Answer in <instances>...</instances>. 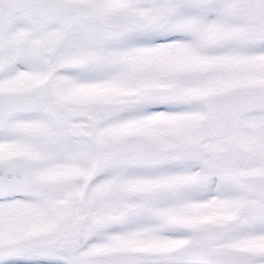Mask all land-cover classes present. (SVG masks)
Wrapping results in <instances>:
<instances>
[{
    "label": "snow or ice",
    "instance_id": "1",
    "mask_svg": "<svg viewBox=\"0 0 264 264\" xmlns=\"http://www.w3.org/2000/svg\"><path fill=\"white\" fill-rule=\"evenodd\" d=\"M0 264H264V0H0Z\"/></svg>",
    "mask_w": 264,
    "mask_h": 264
}]
</instances>
